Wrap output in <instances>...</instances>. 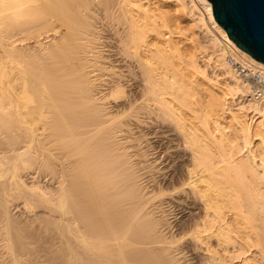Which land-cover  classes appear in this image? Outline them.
<instances>
[{"label": "bare ground", "instance_id": "obj_1", "mask_svg": "<svg viewBox=\"0 0 264 264\" xmlns=\"http://www.w3.org/2000/svg\"><path fill=\"white\" fill-rule=\"evenodd\" d=\"M96 11L137 71L138 100L119 103L126 99L121 80L107 81L102 96L93 93L94 70L88 68H111L92 53L100 42L91 22ZM197 24L219 36H212L210 54ZM30 29L38 36L27 44L21 39ZM237 93L251 97L253 115L227 113ZM254 114L262 116L255 125ZM145 115L180 143L178 201L189 197L200 209L180 237L163 234L168 222L146 210L157 194L142 192L124 148L128 139L144 137L131 139L129 127L143 124ZM254 137L257 165L238 146ZM30 170L54 179V194L27 186L22 179ZM260 173L264 65L227 38L207 0H0L1 264H36L27 241L34 223L60 237L49 264H181L172 253L184 250L179 243L186 235L197 250L214 237L225 248H253L264 261ZM17 202L26 214L47 213L19 218L11 209ZM204 264L226 263L212 255Z\"/></svg>", "mask_w": 264, "mask_h": 264}, {"label": "rangeland", "instance_id": "obj_2", "mask_svg": "<svg viewBox=\"0 0 264 264\" xmlns=\"http://www.w3.org/2000/svg\"><path fill=\"white\" fill-rule=\"evenodd\" d=\"M99 12L100 11H96V15H94L93 17V19L96 18V20L91 21L92 24L95 23L94 32H96L97 36L100 37L98 38L100 42H98V45L94 49L95 51H93L92 53L93 55H96L97 53L94 54V52H99L102 58L104 57L99 61L101 63H105L107 66L108 64L109 66L111 65L110 67H113V69L109 68V72L103 71V73L95 71L94 68H88V71L94 70V72L89 75L91 77V81H93V83L95 84L93 93H98L96 97L100 96L101 93L103 95V93H107V88L110 82L114 80H121L125 88L126 99L122 100L119 103L138 100L137 94L140 88V83L137 79V71L133 69L127 62H125L124 58H122L114 42V36L109 31L110 29L106 24L107 22H105V17L102 15L103 12L101 11V14ZM48 24L49 29L54 28V23ZM50 24L53 27H51ZM30 30L29 32L25 31L24 35H22L23 39L21 40L24 43L32 44V42L35 41V38L38 36V33H35L36 30L34 31L32 29L33 32L32 30ZM98 32L100 34H98ZM196 32L198 33V37L200 42L202 43V46L206 49V53L210 54V51L212 49L210 41L213 35L218 36L217 32L212 28V26H209L208 24H206V27L197 24ZM28 34L30 35V37ZM23 42H21L20 44H23ZM113 73H115L116 75ZM205 75L209 79L213 78L210 69H206ZM221 78L222 77L217 74V80H221ZM107 81L109 82V84H106ZM138 102L139 101H137V103ZM251 103V97L237 93L226 103V111L228 114L243 113L251 116L253 115V113H251L252 109L250 108ZM148 118H146L145 115L141 118L142 122H144L143 124L137 125L134 122V124L129 127L130 135L134 134V136L132 135L133 137L131 136V139L142 134L144 135V137L137 141L132 140L133 142L131 141L130 143H128L130 141L128 139V144L124 143V148L127 153H131H128L129 156L132 155L131 159H129L131 160L130 162L132 164L136 177L139 178V180L137 179V184L143 189L142 192L147 193L148 195H150L151 193L157 194L156 199L151 202V204L145 206L146 210L149 212L151 210V212L154 213L157 218L162 219L163 217L164 221L166 223L168 222V225H163L162 229H160L163 234L165 233V235L168 236L173 233L172 235L175 236L178 234L177 237H180L183 233H186L188 227H190L191 225V222H193L196 216L199 215L200 209L189 197L181 196L182 200L178 201V195L176 194V192L181 188L179 186V183L181 181L180 179L183 177V156L180 153V143L175 138L174 133L165 124L163 125L156 120H149ZM261 121L262 116L259 114H254V118L251 122L255 125L260 123ZM39 124L37 126L39 127V130L37 131L38 134H40V132H43L41 131V128L43 129V126L41 123ZM44 131V134H47L45 129ZM123 134L122 136L125 137L126 135ZM242 143L243 142H239L238 144L241 150L240 155L243 156V158L248 163L252 162L254 163V165L259 164V156L257 155L258 152H256L259 138L254 137L251 139V141L243 143L244 145ZM127 146H130L131 148ZM261 175L262 183L260 186V193L262 199L261 205L264 211V173ZM22 180L26 183L27 186L33 189H38L40 192L44 191L50 194H54V191L57 188V183L54 179L44 174H36L35 172H33V170H30L27 174H25ZM184 189L188 188L185 187ZM157 191L159 192L157 193ZM17 204H20V202L12 205L11 209L13 210V214H15V216H19V218L22 219L31 216L34 217V213H47L42 209H37L34 210V213L26 214L24 211H21V205L15 207V205ZM226 221L227 223H230L228 218H226ZM49 230L45 229L47 233H45L44 228L40 231L38 224L34 223L31 227V231L27 235V241L30 243V247L33 248V252L30 256L34 261H36V264H49L51 259V249H56L60 246V237L58 236V238L57 235L55 236L53 232L50 235L48 232ZM56 237L59 239V241ZM232 237L233 239H235L234 235ZM182 239L184 240H182L183 242L180 241L181 243H179V245H182V247L184 246V250L181 252L172 253V255L176 256V258H181L179 260L181 264H204L205 257L212 255L215 258L222 259L226 264L264 263V261L261 260L260 256L255 253L256 250L253 248H250L249 251L245 249L239 250L238 246L235 245V248H233L232 244L227 245L225 248L223 245H218L216 239L212 237L207 240L206 245L201 246V249L197 250L195 249V247H191L189 244H187V242H185L186 240L190 239L189 236L186 235L182 237ZM2 253H4V250L2 248V243H0V264L4 261ZM30 256H28V259L30 258ZM244 258H247V260H245L247 262L243 260Z\"/></svg>", "mask_w": 264, "mask_h": 264}, {"label": "water", "instance_id": "obj_3", "mask_svg": "<svg viewBox=\"0 0 264 264\" xmlns=\"http://www.w3.org/2000/svg\"><path fill=\"white\" fill-rule=\"evenodd\" d=\"M213 20L241 51L264 65V0H207Z\"/></svg>", "mask_w": 264, "mask_h": 264}, {"label": "built area", "instance_id": "obj_4", "mask_svg": "<svg viewBox=\"0 0 264 264\" xmlns=\"http://www.w3.org/2000/svg\"><path fill=\"white\" fill-rule=\"evenodd\" d=\"M234 68H237V74H240V75H243L244 72H242V69L237 67V66H234Z\"/></svg>", "mask_w": 264, "mask_h": 264}]
</instances>
